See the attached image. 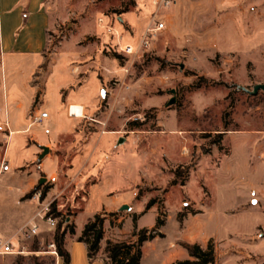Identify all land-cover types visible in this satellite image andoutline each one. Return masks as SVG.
I'll use <instances>...</instances> for the list:
<instances>
[{
	"label": "rangeland",
	"instance_id": "1",
	"mask_svg": "<svg viewBox=\"0 0 264 264\" xmlns=\"http://www.w3.org/2000/svg\"><path fill=\"white\" fill-rule=\"evenodd\" d=\"M154 1L96 0L88 4H68L65 14H57L51 23L47 46L32 77V84L38 91L33 105V118L36 113L46 111V104H62L71 118L80 119V127L87 136L102 135L114 129L113 123H124L126 132L121 136H130L129 130L140 126L133 130H138L137 134H144L147 137L145 140L151 137L170 141V136L179 137L169 149L171 161L178 162H171L166 155L162 165L157 163L158 160H152L149 164L151 168H148L137 187L140 200L147 203L154 201L161 221L169 217L165 227L166 238L144 245L141 264H167L180 259L181 251L173 244L180 241L183 247L187 242L181 240L189 233L203 239L212 234L224 238L231 232V228L235 227L231 219L226 220L227 227L223 233L219 231L220 225L207 215L189 219L187 229L181 232L177 219L181 221L188 214L203 212V202L210 196L205 181L214 186L216 194L222 189L220 180L225 170L211 179L204 174L220 164L219 156L213 160L208 156L211 150L217 149L213 143L220 140L219 135L231 131L264 132V92L252 94L256 85L264 84V0H257L259 4L255 5L256 11L248 12L244 19L228 21L229 27H236V30L224 32L227 22L223 17L226 13H222L212 0H186L177 13L179 18L176 11H168L178 0L168 7L164 0H156V5ZM88 12L100 15L99 31L93 30L91 21L86 20L85 14ZM164 13L174 15V26L168 24V28L157 34L148 49L143 48L146 32L157 23H164ZM129 17L137 20L139 25L131 22ZM143 21L146 23L144 32ZM128 47L133 48L130 53ZM181 65H184L183 70ZM95 82H101L95 91L98 104L95 111L91 112L87 108L84 114L82 105L67 106L72 91L83 87L90 88L88 96L91 98L92 91L96 89ZM173 90L176 91V104L168 107L174 97L171 94ZM122 107L124 110L120 111ZM76 111L81 115L77 116ZM61 122L67 123L65 116H62ZM41 130V125L33 128L30 136ZM37 148V145H33L28 151H22V154ZM49 149L56 155L60 150L56 144ZM40 153H43L42 149ZM33 168L27 165V168L18 172L32 175L35 171ZM174 171L175 186L172 185L174 178L171 175ZM240 172L241 175L247 173L244 168ZM12 173L3 177L0 175V221L4 225L6 222L13 224L10 227L2 225L1 233L4 234H9L15 228L23 213L35 211L37 204V212L41 211L44 203L52 205V202H45L41 196L44 191L55 187L52 185L53 180L43 173L37 174L36 179L46 178V182L40 185L37 180L28 194L30 196L25 198L36 199L37 203L29 201L20 204L18 195L22 189L21 180L19 176H14L15 171ZM57 186L56 198L67 203L72 189L68 193L63 192L61 183ZM189 190L192 194L196 191L199 193L198 203L194 198L191 199ZM82 200L86 203L82 202L84 211L76 223L78 229L81 222L92 218L110 203L101 189ZM70 211L69 208L65 209L64 217L56 219L55 229L41 222V227L46 229L42 236L24 239L18 235L19 228L13 244L16 251H24V255L0 257V264H56L54 253L57 247H52L54 235L62 222L63 227H72V223L66 224L65 219L71 215ZM129 213L123 211L119 214ZM154 222L155 214L151 211L142 217L139 226L148 227ZM111 223L118 228L116 232L119 235L116 237L137 240L132 219L125 224L112 219ZM154 229L158 233L156 227L148 230ZM214 247L218 264H222L229 254H235L222 249L216 242ZM246 259L242 260L244 264H264V261L251 257Z\"/></svg>",
	"mask_w": 264,
	"mask_h": 264
},
{
	"label": "crops",
	"instance_id": "2",
	"mask_svg": "<svg viewBox=\"0 0 264 264\" xmlns=\"http://www.w3.org/2000/svg\"><path fill=\"white\" fill-rule=\"evenodd\" d=\"M212 1L222 13H226L223 17L227 22L226 29L222 32L236 30V27H229L228 21L244 19L245 14L256 11L255 5L259 4L257 0ZM94 2L96 0H0V52L2 53V64L0 65V150L3 152L0 151V161L4 157V160L11 166V171L2 174L1 177L13 174V171L16 173L14 176H19L22 185V189H18L20 190L18 195L20 204L29 201L36 202V199L25 200V198L33 190L36 181L42 180L40 177L36 179L37 174L43 173L48 179L53 180L52 185L55 187L47 191L45 202L55 203L61 217H64L65 209L71 210V215L65 218L66 224L72 223L75 230L74 235L68 233L65 237V249L70 255V264H109L106 253L109 241L113 243L137 241L116 237L119 235L116 232L118 228L116 225L112 226V219H117L120 223L123 221V224L132 219L135 226L134 237L137 239L141 230L157 228L159 218L155 204L147 210L151 201L147 203L143 199L140 200L141 196L137 187L141 184L143 175H146L148 168H151L149 164L152 160H158L157 163L162 165L164 155H166L171 161L169 149L173 142L179 139L178 136L173 135L169 137L170 141L162 138L155 140L151 137L145 140L147 137L143 136L144 134H137L138 130H133L139 129L140 126L130 129V136H121L126 132L124 123H113L114 129L102 135L87 136L80 127V119L71 118L62 104L56 106L46 104L49 119L40 124H33V105L38 91L32 84V77L41 63V55L47 46L48 30L51 23L57 14H65L68 4ZM185 2L186 0H178V3L168 11H176L177 16L181 5ZM81 14L82 12L78 13L79 16ZM85 16L86 20L91 21L92 29L99 31L100 15L88 12ZM129 20L134 24L137 23V20L135 21L132 17H129ZM162 20L165 29L168 28V24L174 26L173 14H162ZM145 25L146 23L143 21V32ZM66 84L68 86L69 82ZM94 84L96 89L92 91L91 98L88 96L90 88L83 87L78 91H72L67 99V106L82 105L84 114L87 108L91 112L95 111L98 107L97 92L95 93V91L101 82ZM119 110H124V107ZM39 114L36 113L35 116ZM76 115L81 114L76 111ZM62 116L66 117L67 123L61 122ZM40 125L43 129L42 132H36L30 136L33 128ZM133 131L134 134H132ZM16 136L19 137L17 141H14ZM55 144L56 148L60 149L58 155L52 154L50 151L41 160V149L43 150V147L52 148ZM33 145H37L38 148L33 149L30 153L22 154V151H28ZM213 145L217 149L211 150L212 153L210 152L211 154L209 153L208 156L212 160L219 156L220 164L208 172L204 166L203 169L206 171L204 174L208 176V179H211L219 176L225 170V174L220 180L223 187L216 194L214 186L205 181L210 196L203 202V212L194 214L195 216L188 214L182 221L177 219L179 231L187 229L189 219H199L202 215H207L217 222L218 226L220 225L219 231L222 233L225 232L228 219L235 223V227L231 228V232H228L224 238L212 234L199 239L196 234L189 233L181 241L197 244L202 248H206L212 241L219 244L222 249L235 252V254H229L222 264H244L242 260H247L246 257L260 262L264 261V132H227L222 134L219 145L214 143ZM12 146L17 149H13ZM37 157H39L38 161ZM204 160L206 159L204 158ZM27 165L35 168L34 174L25 175L18 172L27 168ZM241 168H244L247 173L241 175ZM58 172H60L59 175ZM175 173L176 171L171 174L174 178L173 186L177 185V183L174 184ZM58 183H61L63 192L69 193V190L72 189L67 203L56 198L55 189L58 187ZM100 189L110 199L109 205L103 206L102 210L92 218L81 222L80 229H78L76 223L84 211L83 203H86L82 198L87 199L89 194ZM73 192L75 197H73ZM189 192L191 193V190ZM198 194L197 191L194 194L191 193V199L194 198L197 203L199 202ZM124 206L129 207V210H125L130 212L128 215L119 214L123 212L121 209ZM37 211L38 204L35 211L23 213L22 219L17 222L9 234L1 233V231L3 226H12V222H6L4 225V222L0 221V237L14 242L16 240L15 233L35 217ZM151 211H154L155 222L148 227H140L139 223L142 217ZM97 215L105 217L104 238L97 257L91 261L88 257L87 245L80 242L79 238L82 236L85 226ZM108 216L112 218H108ZM168 220L169 217L163 221L162 226L157 228L160 236L143 244L142 252L146 243L166 238L165 227ZM45 231L46 229L41 227L37 236L44 235ZM190 235L192 238H189ZM179 242L173 245L181 251V258L167 264L193 261L188 251ZM54 259L56 264H66L58 253ZM217 261L218 259H216V264H218Z\"/></svg>",
	"mask_w": 264,
	"mask_h": 264
},
{
	"label": "trees",
	"instance_id": "3",
	"mask_svg": "<svg viewBox=\"0 0 264 264\" xmlns=\"http://www.w3.org/2000/svg\"><path fill=\"white\" fill-rule=\"evenodd\" d=\"M220 140L215 141L214 144L219 145L221 143L222 134L218 137ZM176 184V181L174 182ZM47 191L42 193L41 198L45 199ZM30 196V195H28ZM26 198H28L26 196ZM154 204L151 201L147 210H149ZM51 215L54 218H60L61 214L57 211L56 204L51 205ZM104 215H97L91 220L84 228L82 236L79 238L80 242H83L88 247V257L93 261L100 250V244L104 238ZM182 221V218H181ZM163 225V221L158 220L157 228ZM63 222L59 224L54 235V245L57 247V252L66 264H70V255L65 249V237L68 233L74 235V227L65 228ZM138 239L135 242H121L113 243L108 242L106 247V253L108 256L109 264H141L143 256L142 247L147 241L155 239L160 236L156 230L149 231L147 229L141 230L138 233ZM183 247L188 251L193 261L177 262L175 264H216V251L214 243L211 241L206 248H202L197 244H184Z\"/></svg>",
	"mask_w": 264,
	"mask_h": 264
},
{
	"label": "built area",
	"instance_id": "4",
	"mask_svg": "<svg viewBox=\"0 0 264 264\" xmlns=\"http://www.w3.org/2000/svg\"><path fill=\"white\" fill-rule=\"evenodd\" d=\"M165 5L168 7L175 2L176 0H164ZM165 29L164 23H157L154 28L148 29L146 32L142 46L145 49H148L151 46V42L155 39L157 34ZM131 52L130 50H128ZM49 119L48 112H41L38 116L33 118V124H40L45 120ZM11 171V166L5 160L0 161V175ZM39 196V195H37ZM45 204V205H44ZM43 208L40 212H37L35 217L29 220L23 227L18 231V235L24 239L30 240L36 237L41 230V222L49 225L50 228L55 229L57 227L56 218L51 215V204L44 203ZM40 220V221H39ZM52 247H55L53 245ZM57 251H55V255L57 256ZM15 255V256H23L24 251L18 250L16 251V247L11 240L3 239L0 237V257Z\"/></svg>",
	"mask_w": 264,
	"mask_h": 264
},
{
	"label": "water",
	"instance_id": "5",
	"mask_svg": "<svg viewBox=\"0 0 264 264\" xmlns=\"http://www.w3.org/2000/svg\"><path fill=\"white\" fill-rule=\"evenodd\" d=\"M181 69H182V70L184 69V65H181ZM259 91H263V92H264V84L256 85V86L254 87V91L252 92V94L256 95V94L259 93ZM171 94H172L174 97H173V99H171V100L169 101V103H168V107H171V106H173V105L176 104V97H175L176 91H175V90L171 91ZM49 152H50V149H49V148H47V147H43V153H42V155L40 156V159H41V160L44 159L45 156H47V155L49 154ZM45 182H46V179L43 178V179L40 181V185H43ZM121 210H122V211L129 210V207H128V206H124V207H122Z\"/></svg>",
	"mask_w": 264,
	"mask_h": 264
},
{
	"label": "bare ground",
	"instance_id": "6",
	"mask_svg": "<svg viewBox=\"0 0 264 264\" xmlns=\"http://www.w3.org/2000/svg\"><path fill=\"white\" fill-rule=\"evenodd\" d=\"M155 2H156V0L154 1V4L156 5ZM128 49H129L130 51H132L133 48H132V47H128ZM128 52H129V51H128ZM129 53H130V52H129Z\"/></svg>",
	"mask_w": 264,
	"mask_h": 264
}]
</instances>
